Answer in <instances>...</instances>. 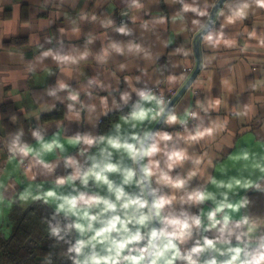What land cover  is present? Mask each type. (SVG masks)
Returning <instances> with one entry per match:
<instances>
[{
    "label": "clouds",
    "instance_id": "9594fccd",
    "mask_svg": "<svg viewBox=\"0 0 264 264\" xmlns=\"http://www.w3.org/2000/svg\"><path fill=\"white\" fill-rule=\"evenodd\" d=\"M173 2L180 7L171 22H182L191 13L192 25L198 26L194 36L213 52L238 49L246 53L254 40L264 48V38L255 28L247 31L243 44V32L226 31V25L245 21L253 4L264 10V0H253L252 4L239 0L234 6L225 3L216 10L212 27L208 23L209 7L215 8V4L210 6L208 0L203 6L199 0ZM127 8L143 11V0H128ZM80 19L86 20L87 15ZM153 21L164 25L169 18L159 16ZM100 25L107 30L113 21H101ZM141 28L149 30L147 24ZM134 31L125 23L115 28L124 38L132 37ZM46 43L51 45L52 38ZM94 43L95 37L88 35L83 44L66 46L60 36L56 45L39 46L37 62L48 60L59 72L55 85L43 89L45 98L53 102L42 112L54 111L56 102L64 104L67 114L75 115L77 120H88L99 112L94 125L98 127L100 117L121 112L124 107L128 110L104 133L77 131L61 139V129L66 131L63 121L41 128L38 115L36 125L30 128L31 141L23 138V129L10 134L5 141L7 162L15 160L23 165L25 172L32 173V181L38 176L52 177L48 187L37 183L34 190L24 189L19 199L41 201L53 209L48 234L57 244L67 246L64 255L70 264H264V217L250 212L251 201L246 195L237 199L241 192H264L261 183L242 172L251 167L264 174V164L255 161L248 151L235 157L229 152V158L240 168L231 174L222 169L219 176L213 175L205 167L213 164L205 146L215 144L229 131L227 122L220 124L212 118V112L219 111L220 100L216 99L212 108L200 98L195 105L182 103L196 83L194 77L207 70L215 56L209 59L201 54L194 71L166 72L164 78L157 76L151 87L124 89L117 101L112 94L117 89L102 78V71H93L86 81L78 82L81 65L87 72L92 64L99 69L110 66L113 57L128 54L140 62H155L159 54L134 39L110 37L99 49L90 47ZM163 47H169L167 41ZM173 52L182 59H195L197 55L194 47L178 46ZM224 61L231 66V57ZM126 67L120 63L112 76L117 71L126 75ZM27 71L35 74L36 69L33 66ZM137 71L147 75L146 68ZM141 76L136 77L138 85L143 83ZM105 105H109L108 112L102 111ZM231 115L247 116L248 105ZM49 127L56 128L50 137ZM67 142L74 150L71 153ZM49 155L60 159L49 161ZM60 167L63 174L56 173ZM202 171L208 172L207 180L198 179Z\"/></svg>",
    "mask_w": 264,
    "mask_h": 264
},
{
    "label": "crops",
    "instance_id": "0c3cea01",
    "mask_svg": "<svg viewBox=\"0 0 264 264\" xmlns=\"http://www.w3.org/2000/svg\"><path fill=\"white\" fill-rule=\"evenodd\" d=\"M218 1L208 0V4L216 5ZM237 2L239 0H226L225 3L234 6ZM248 2L252 4L253 0ZM143 3L144 10L141 11L127 8L128 0H0V230L3 234L7 232L11 235L16 218L35 202L30 199L27 202L20 200V193L26 188L34 190L37 183H43L48 187L52 180V177L38 176L36 181H32V173L25 172L23 165H19L15 160L11 163L7 162L8 152L5 141L9 139L10 134L23 129V138L31 141L30 128L36 125V117L39 115L41 128L55 125L62 120L66 131L64 128L61 129V139H66L77 131L99 132L101 123L106 118L100 117L98 127L94 126L99 112L93 113L88 120H77L75 115L67 114L65 105L59 102H56L57 107L54 111L42 112L53 102L52 98H45L43 89L55 85L59 72L48 60L43 64L37 62L41 51L40 45L44 47L56 45L60 36L64 38L66 46H71L83 44L85 37L92 35L95 37V43L90 47L94 49H99L102 45L106 46L110 37L143 41L154 53L159 54L157 61L140 62L126 54L123 57H113V63L103 69L97 68L89 61L92 67L86 72L81 65L78 82L86 81L89 73L93 71H102V78L106 82L110 81L113 89H117L112 93L117 101L120 92L124 89L151 87L156 77L164 78L162 74L166 72L178 74L180 71L185 72V69L195 70L196 58L182 59L173 52L178 46L185 48L195 46L194 33L198 26L191 23L193 15L188 13L184 21L172 23L171 17L176 14L179 4L174 3L173 0H143ZM199 3L203 6L204 0H199ZM213 9L209 7L211 14ZM124 11L128 12L126 24L135 30L133 36L129 38L120 37L115 32V28L121 24V15ZM84 14L87 15V19L81 20L80 17ZM93 16L97 19L93 20ZM159 16L168 17L169 22L155 25L153 18ZM222 19L221 17L217 21V27ZM106 20L113 21V26L107 30L100 25L101 21ZM143 24L148 25V31L141 28ZM253 28L259 37L264 38V10L255 8L254 4L249 9L245 21L226 25V31L230 34L244 33L242 44L247 38V31ZM181 29L184 31L181 32ZM49 37L52 38L51 45L46 43ZM13 41L17 44L9 45ZM164 41L168 42V48L163 47ZM200 49L201 54L209 59L214 55L215 59H211L207 70L199 73L196 83L187 91L182 103L195 105L197 98H200L206 106L212 108L216 99H219V111H213L212 118L220 124L227 122L229 129L226 134L217 138L215 144L205 146L204 150H207L209 157L213 159V164L205 167L216 176H219L222 169H228L231 174L232 170L239 169L240 165L229 158V152L235 157L242 151H248L253 154L255 161L264 164V48L258 47L254 40L250 42L246 53H239L238 49L213 52L202 43ZM225 57H231L230 67L225 63ZM120 63L127 65L126 75L117 71L116 75L112 76V72ZM174 63L179 66L173 67ZM33 66L36 69L35 74L27 71ZM140 67L147 69V75L141 76L137 71ZM155 69L160 71L156 72ZM137 76H141L142 84H136ZM73 86H76V82ZM96 94L99 95L98 90ZM6 104L12 105L14 109L3 114L1 108ZM244 105H248V115L233 118L231 113L242 112ZM177 107L183 110L181 104ZM123 109L128 110L127 107ZM102 111L108 112L109 105H105ZM115 112L112 111L109 115ZM11 114L14 115L7 119ZM55 114H59V118L45 120ZM55 131V127H49V137ZM66 147L69 153L74 151L70 142L66 143ZM46 158L53 162L60 159L58 155H49ZM63 172L62 167L56 169L57 174ZM242 172L244 175L251 174L253 180L264 186V174L258 169L249 167L247 171L242 170ZM201 177L207 180L208 172L202 171L198 179ZM245 195L251 201L250 212L264 217V192L255 190L241 192L237 199ZM192 210L196 211L195 208Z\"/></svg>",
    "mask_w": 264,
    "mask_h": 264
},
{
    "label": "trees",
    "instance_id": "16d2710c",
    "mask_svg": "<svg viewBox=\"0 0 264 264\" xmlns=\"http://www.w3.org/2000/svg\"><path fill=\"white\" fill-rule=\"evenodd\" d=\"M17 44L16 41L9 45ZM7 44V47H9ZM14 107L6 104L1 108L6 113ZM127 110L115 112L106 117L100 126L99 133L107 132L114 122ZM11 114L7 119L11 118ZM59 118V114L45 120ZM53 209L41 201L33 202L16 218L10 237H5L0 230V264H70L64 255L66 245L57 244L48 234V221Z\"/></svg>",
    "mask_w": 264,
    "mask_h": 264
},
{
    "label": "water",
    "instance_id": "95a60500",
    "mask_svg": "<svg viewBox=\"0 0 264 264\" xmlns=\"http://www.w3.org/2000/svg\"><path fill=\"white\" fill-rule=\"evenodd\" d=\"M225 2H226V0H219L218 3L215 5V8L213 9L212 14H211V18H210V22H209V27H212L211 20L216 18V15H215L216 14V10L219 9V8H221V7H223V5H224ZM194 48H195L196 53H197L196 59L198 60L199 57H200V55H201V49H200L201 48V43L199 41V37H196V39H195V46H194ZM194 79H196V78L194 77Z\"/></svg>",
    "mask_w": 264,
    "mask_h": 264
},
{
    "label": "built area",
    "instance_id": "2783aa9c",
    "mask_svg": "<svg viewBox=\"0 0 264 264\" xmlns=\"http://www.w3.org/2000/svg\"><path fill=\"white\" fill-rule=\"evenodd\" d=\"M127 12V11H124L121 15V23H127V16H128V12L127 14L125 15L124 13ZM189 70L188 69H185V72H188ZM161 87H164V85H161Z\"/></svg>",
    "mask_w": 264,
    "mask_h": 264
},
{
    "label": "rangeland",
    "instance_id": "374dc122",
    "mask_svg": "<svg viewBox=\"0 0 264 264\" xmlns=\"http://www.w3.org/2000/svg\"><path fill=\"white\" fill-rule=\"evenodd\" d=\"M4 235H5V237H7V238L10 237V234L7 233V232H6Z\"/></svg>",
    "mask_w": 264,
    "mask_h": 264
}]
</instances>
